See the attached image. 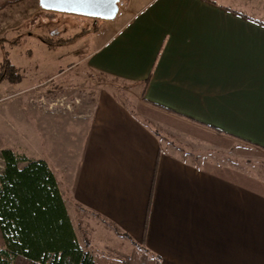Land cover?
<instances>
[{"label": "crops", "instance_id": "0c3cea01", "mask_svg": "<svg viewBox=\"0 0 264 264\" xmlns=\"http://www.w3.org/2000/svg\"><path fill=\"white\" fill-rule=\"evenodd\" d=\"M118 6L80 62L135 85L137 109L106 87L89 107L49 110L58 158H41L68 213L100 218L88 251L124 259L137 244L160 264H264V179L214 157L203 165L162 135L264 151V0Z\"/></svg>", "mask_w": 264, "mask_h": 264}, {"label": "rangeland", "instance_id": "374dc122", "mask_svg": "<svg viewBox=\"0 0 264 264\" xmlns=\"http://www.w3.org/2000/svg\"><path fill=\"white\" fill-rule=\"evenodd\" d=\"M127 1L120 0L121 11L125 10ZM105 23L93 17L82 18L46 9L40 0H0V72L9 63L17 68L15 73L22 78L17 82L7 79L0 81V174L5 168L2 157L4 149H12L30 160L43 158L53 163L58 158V155L55 156L58 150L50 139L47 114L52 109L51 104H62L58 108L74 111L89 107L99 90L109 87L124 103L137 109L134 101L137 95L133 94L137 89L135 85L90 72L80 62L89 49L85 47L87 36L95 34ZM83 28L92 31L72 44L50 46L39 38L55 40L69 37ZM162 135L176 145L179 153L201 160L203 165H208L207 159L214 157L218 163L246 167L252 176L264 179L262 150L236 144L230 152L225 153L223 150L202 148L203 139L206 138H194L191 146L186 143L188 137L183 133L166 132ZM27 163L23 161L20 165ZM69 214L79 243L88 251V238L96 236L100 218L80 207H70ZM98 246L101 247L100 244ZM93 251L100 253L99 248Z\"/></svg>", "mask_w": 264, "mask_h": 264}, {"label": "trees", "instance_id": "16d2710c", "mask_svg": "<svg viewBox=\"0 0 264 264\" xmlns=\"http://www.w3.org/2000/svg\"><path fill=\"white\" fill-rule=\"evenodd\" d=\"M89 31L83 28L69 36H40L50 46L75 43ZM9 63L0 81L21 80ZM159 133V130H156ZM5 168L0 174V264H160L157 256L135 244L124 259L92 255L76 235L55 175L43 159L30 160L4 149ZM26 161V165L20 163Z\"/></svg>", "mask_w": 264, "mask_h": 264}, {"label": "water", "instance_id": "95a60500", "mask_svg": "<svg viewBox=\"0 0 264 264\" xmlns=\"http://www.w3.org/2000/svg\"><path fill=\"white\" fill-rule=\"evenodd\" d=\"M120 0H40L49 10L80 14L95 19L113 18L119 9Z\"/></svg>", "mask_w": 264, "mask_h": 264}, {"label": "built area", "instance_id": "2783aa9c", "mask_svg": "<svg viewBox=\"0 0 264 264\" xmlns=\"http://www.w3.org/2000/svg\"><path fill=\"white\" fill-rule=\"evenodd\" d=\"M54 104H55V103H54ZM54 104H51V106H50L52 109L58 108V106H61V105H62V104L59 105V104H57V103H56L55 105H54ZM53 105H54V106H53ZM53 107H55V108H53Z\"/></svg>", "mask_w": 264, "mask_h": 264}]
</instances>
